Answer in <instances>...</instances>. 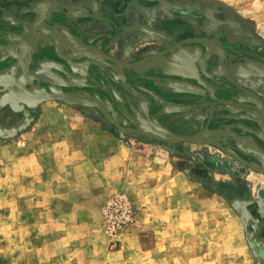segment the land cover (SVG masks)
<instances>
[{
  "label": "rangeland",
  "instance_id": "374dc122",
  "mask_svg": "<svg viewBox=\"0 0 264 264\" xmlns=\"http://www.w3.org/2000/svg\"><path fill=\"white\" fill-rule=\"evenodd\" d=\"M95 7L107 30L68 31L58 50L132 68L87 46L59 56L53 32L28 62L0 58V264H264V0ZM74 135L150 162L109 186L118 165Z\"/></svg>",
  "mask_w": 264,
  "mask_h": 264
},
{
  "label": "crops",
  "instance_id": "0c3cea01",
  "mask_svg": "<svg viewBox=\"0 0 264 264\" xmlns=\"http://www.w3.org/2000/svg\"><path fill=\"white\" fill-rule=\"evenodd\" d=\"M50 0H0V58L10 54L16 57L17 61H29V55L34 52L35 36L29 34L30 22L43 12L49 6ZM98 0H55L53 9L49 12L47 17L37 27L32 26V30L36 33L48 32L54 30L58 35V46H60V38L66 32H82L87 33L99 32L107 30L104 25H99L98 13L95 10V4ZM37 28V29H36ZM42 28H49L38 30ZM96 37V36H95ZM47 38H42V41ZM54 39V38H53ZM54 41V40H53ZM33 57V56H32ZM40 57V56H39ZM1 60V59H0ZM32 60H34L32 58ZM178 69L179 64H175ZM34 70V67H30ZM73 148L75 150L87 149L92 157V160L106 166L110 162L113 165H118L114 170L113 178L106 177L100 182L105 184H124L129 180L132 172L131 160L136 159L142 164H149L150 157L143 153H139L137 157H131L132 153L127 152L126 156L112 155L108 159L102 157V152L97 150L101 148L103 143H113L114 140L97 136L95 140L90 137L80 135L72 136ZM88 144V145H87ZM120 161H122L120 165ZM115 163V164H114ZM134 250V249H133Z\"/></svg>",
  "mask_w": 264,
  "mask_h": 264
},
{
  "label": "water",
  "instance_id": "95a60500",
  "mask_svg": "<svg viewBox=\"0 0 264 264\" xmlns=\"http://www.w3.org/2000/svg\"><path fill=\"white\" fill-rule=\"evenodd\" d=\"M54 3H55V0H50V3H49V6H48V8H47V10L44 12V15H42V16H38V17H35L31 22H30V25H29V30H28V32H29V34H31V35H33V36H37L38 38H41V36H38V34H36V33H34V32H32V30H31V28H32V24L34 23L35 25H37L38 23H40V22H42L46 17H47V15L49 14V12L53 9V7H54ZM49 31H51V32H53L55 35H56V41L54 42V48H55V51H56V53L59 55V56H63V57H69V56H72V55H75V54H77V53H79L85 46H87V47H89V48H91V49H93L94 51H96L99 55H101V56H103V57H105V58H107V59H109V60H111V61H113V62H115V63H117V64H119V65H121V66H123V67H127V68H132L133 66H135L134 64H127V63H125V62H123V61H121V60H119V59H116V58H113V57H111V56H109V55H106V54H104L101 50H99L97 47H95V46H91V45H82V46H80L79 48H77V50H76V52H74V54H71V55H60L59 53H58V35L56 34V32L54 31V30H49ZM51 34V33H50ZM190 40H200L201 41V39H190ZM171 48H173V47H170V48H167V49H165V50H162V51H160V52H157V53H155V54H153V55H151V56H149V57H154V56H157L158 54H160V53H162V52H165V51H167V50H169V49H171ZM148 57V58H149ZM177 84L178 85H180V86H183V87H185V88H189V89H193V90H196L198 87L197 86H195V85H193V84H189V83H186V82H177ZM52 97H54V96H52ZM253 108L254 107H256V106H252ZM100 108V107H99ZM258 108V107H257ZM101 109V108H100ZM102 110V109H101ZM103 111V110H102ZM103 112H105V111H103ZM261 112V111H260ZM106 113V112H105ZM263 109H262V114H261V116H260V118L258 119V121H257V124H258V126H259V128L262 130V131H264V125H263V122H262V116H263ZM107 114V113H106ZM137 131V130H136ZM197 136H173V138H171L170 140H174V141H184V140H190V139H194V138H196Z\"/></svg>",
  "mask_w": 264,
  "mask_h": 264
},
{
  "label": "built area",
  "instance_id": "2783aa9c",
  "mask_svg": "<svg viewBox=\"0 0 264 264\" xmlns=\"http://www.w3.org/2000/svg\"><path fill=\"white\" fill-rule=\"evenodd\" d=\"M110 216L117 217L120 216L121 218L128 219L131 216V208L127 203H118L117 201H113L110 204ZM114 223V221H112Z\"/></svg>",
  "mask_w": 264,
  "mask_h": 264
},
{
  "label": "bare ground",
  "instance_id": "6f19581e",
  "mask_svg": "<svg viewBox=\"0 0 264 264\" xmlns=\"http://www.w3.org/2000/svg\"><path fill=\"white\" fill-rule=\"evenodd\" d=\"M42 15H44V12L42 13V14H40L39 15V17L40 16H42ZM38 17V16H37ZM35 26V27H37V25H35L34 23L31 25V26ZM42 29H49V28H42ZM32 30V29H31ZM32 32H34V33H36L35 31H33L32 30ZM36 34H38V36H42V35H49L48 33H46V32H43V33H36ZM55 37H56V35H55ZM71 52H73V50H70V51H68V52H66V53H71ZM58 53L60 54V55H71V54H74V53H71V54H66V53H63V52H61V51H58ZM255 108V110L258 112V119L260 118V116H261V114H262V108L261 107H254ZM261 111V112H260ZM258 119H257V121H258Z\"/></svg>",
  "mask_w": 264,
  "mask_h": 264
}]
</instances>
